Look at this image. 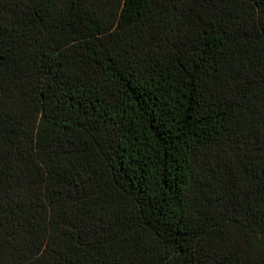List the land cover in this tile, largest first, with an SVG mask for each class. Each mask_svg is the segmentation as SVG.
Returning <instances> with one entry per match:
<instances>
[{
  "label": "trees",
  "instance_id": "obj_1",
  "mask_svg": "<svg viewBox=\"0 0 264 264\" xmlns=\"http://www.w3.org/2000/svg\"><path fill=\"white\" fill-rule=\"evenodd\" d=\"M0 264H264V0H0Z\"/></svg>",
  "mask_w": 264,
  "mask_h": 264
}]
</instances>
